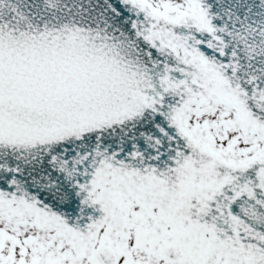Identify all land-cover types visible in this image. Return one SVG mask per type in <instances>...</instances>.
<instances>
[{
	"label": "snow or ice",
	"instance_id": "6c2138e0",
	"mask_svg": "<svg viewBox=\"0 0 264 264\" xmlns=\"http://www.w3.org/2000/svg\"><path fill=\"white\" fill-rule=\"evenodd\" d=\"M0 264H264V0H0Z\"/></svg>",
	"mask_w": 264,
	"mask_h": 264
}]
</instances>
